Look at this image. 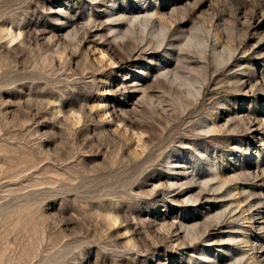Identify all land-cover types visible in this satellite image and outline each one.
Listing matches in <instances>:
<instances>
[{"label":"rangeland","instance_id":"1","mask_svg":"<svg viewBox=\"0 0 264 264\" xmlns=\"http://www.w3.org/2000/svg\"><path fill=\"white\" fill-rule=\"evenodd\" d=\"M0 264H264V0H0Z\"/></svg>","mask_w":264,"mask_h":264}]
</instances>
